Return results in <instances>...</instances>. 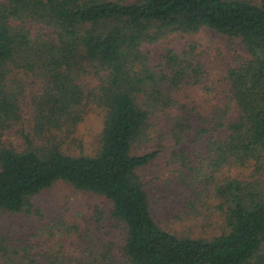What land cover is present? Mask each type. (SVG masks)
<instances>
[{
	"label": "trees",
	"instance_id": "obj_1",
	"mask_svg": "<svg viewBox=\"0 0 264 264\" xmlns=\"http://www.w3.org/2000/svg\"><path fill=\"white\" fill-rule=\"evenodd\" d=\"M203 27L245 53L212 58L191 40L153 59L164 37ZM91 111L96 145L65 150ZM27 113L32 133L15 143ZM163 155L197 193L189 216L215 234L156 220L144 170ZM56 182L109 200L119 257L95 241L69 256L52 218L44 261L2 243L0 264H264V0H0V213H29Z\"/></svg>",
	"mask_w": 264,
	"mask_h": 264
},
{
	"label": "rangeland",
	"instance_id": "obj_2",
	"mask_svg": "<svg viewBox=\"0 0 264 264\" xmlns=\"http://www.w3.org/2000/svg\"><path fill=\"white\" fill-rule=\"evenodd\" d=\"M191 40H196L199 47L208 52L212 58L219 55V52L225 56H230L234 51L240 54L245 53L239 41L230 40L222 34L203 27L192 34L173 32L164 37L151 47L152 57L156 60L164 47L178 49ZM93 82H96V79ZM193 98L194 106L198 95ZM23 117V123L17 124L11 135L9 134V139H13L15 143L23 142L19 130L24 129L32 133V127L27 120L28 113ZM99 127L100 117L96 115V111L88 112L69 134H64L63 147L71 153L80 150L91 152L96 145L95 137ZM165 162L163 155L156 160L153 166L144 170L151 178L150 192L155 202L153 212L156 220L164 228L179 234L205 237L215 234L216 229L213 224L201 225L200 218L195 219L189 216L192 210L187 202L191 198L194 200L197 193L192 194L193 197H191V185L186 187L188 180H182V177L186 178L184 172L174 169ZM239 175L241 176L242 172ZM195 191L199 192V188ZM30 201L32 207L29 213L23 211L0 213V244L13 245L21 256L44 261L47 254L52 252L50 248L56 243V238L54 239L46 232V225L52 218H55L61 219L68 227V231L57 238L62 241L69 256L79 255L81 245L85 243L88 245L95 241V244L111 245L116 259L119 257L124 240V229L112 218L111 204L104 196L74 189L65 182H56L33 196ZM93 249L98 250L99 246H93ZM121 261H116V263Z\"/></svg>",
	"mask_w": 264,
	"mask_h": 264
}]
</instances>
